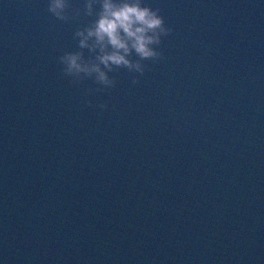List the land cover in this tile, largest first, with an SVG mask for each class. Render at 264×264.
I'll use <instances>...</instances> for the list:
<instances>
[{
  "label": "water",
  "instance_id": "95a60500",
  "mask_svg": "<svg viewBox=\"0 0 264 264\" xmlns=\"http://www.w3.org/2000/svg\"><path fill=\"white\" fill-rule=\"evenodd\" d=\"M85 2L0 0V264H264V0H143L163 59L101 91Z\"/></svg>",
  "mask_w": 264,
  "mask_h": 264
},
{
  "label": "clouds",
  "instance_id": "9594fccd",
  "mask_svg": "<svg viewBox=\"0 0 264 264\" xmlns=\"http://www.w3.org/2000/svg\"><path fill=\"white\" fill-rule=\"evenodd\" d=\"M99 3L100 10L95 13L89 25L78 28L73 36L78 38V49L65 52L58 60L62 72L79 83L85 78H93L102 85L96 91L113 88L116 78L109 73L121 68L142 76L147 68L143 61H159L163 53L158 50L162 37L173 32L166 25L160 8L143 5V0H86L84 12L94 15V4ZM69 0H48V11L60 21H69L80 15V9L69 13ZM84 49L90 55L85 58ZM133 54L137 59H132ZM139 76H133L132 84L139 83ZM89 106L91 101L87 102ZM106 109V104H99Z\"/></svg>",
  "mask_w": 264,
  "mask_h": 264
}]
</instances>
